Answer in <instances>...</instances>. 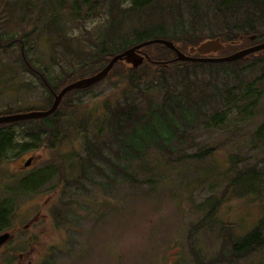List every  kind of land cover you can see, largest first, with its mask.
I'll list each match as a JSON object with an SVG mask.
<instances>
[{"label":"rangeland","instance_id":"374dc122","mask_svg":"<svg viewBox=\"0 0 264 264\" xmlns=\"http://www.w3.org/2000/svg\"><path fill=\"white\" fill-rule=\"evenodd\" d=\"M41 1L47 14L37 25L21 22L18 15L12 21L8 20L7 9L1 13L0 21L6 23L3 26L6 35L22 37L33 31L29 34L31 49L27 51L28 59L50 78L49 82L54 86L60 78L58 76H63L65 70L72 68L63 58L64 47L88 50L91 37H87L86 31L104 30L108 15L91 16L83 24L70 22L66 17L61 18V0ZM130 1L124 0V7L129 6ZM206 1L210 2V6L204 4ZM155 4L159 9L153 11V7H148L142 12L143 17H148L143 19V23L157 24L164 17L169 26L171 23L180 26L184 21L188 28L196 13L194 6L199 4L205 12L215 6L213 0H160ZM166 8H174V17L161 14ZM210 16V22L207 21L209 17H204V21L212 25L205 27V34H210V28L214 33L225 29L223 14L210 12ZM229 16L232 21L231 14ZM46 18L53 20L62 30L47 27ZM33 28H36L35 32ZM62 32L68 35V41L60 39ZM35 33H40L38 41ZM168 33L171 34V31ZM151 37L168 36L154 31ZM18 54V46L0 49V114L50 109L53 103L46 88L37 76L23 70ZM213 55L219 57V54ZM223 69V66L206 65L197 70L198 79L211 82L214 75L210 72ZM189 78L195 80L194 75ZM254 78L251 76L244 80L245 88ZM231 79L233 83L234 77ZM178 80L182 78L176 74L170 77L169 83L174 87ZM218 85L221 88L224 86L219 78ZM124 88L120 76L115 75L89 92L73 96L80 108L71 117L72 122L90 117V136L96 142L106 143L111 160L103 166L107 177L92 174L94 183H88L85 187L74 184L63 192L64 184L56 170L60 167L59 155L69 154L66 161L71 162V159L83 155L84 148L82 137L69 127L71 122L65 129L70 138H66L61 145L54 143L49 148L25 152L17 148L0 159V203L6 197L9 199L11 187L10 201L15 205L10 225L0 232L1 235L12 232L15 237L0 245V264H198L195 251L200 253L203 262L219 256L227 225L233 226L231 240L235 244L248 235L259 221L264 222L261 201L252 200L251 196L240 199L232 197L224 200L214 220L196 236L195 241L188 242L190 226L210 213L215 201L220 200L234 169L254 163L264 166V140L253 143L255 132L264 123V84L260 86L263 94L255 114L244 115L242 107L233 106L220 128L207 127L216 119L212 117L215 109L211 104H202V114L198 106L187 103L176 119L180 127L186 129V136L191 141L185 145L176 143L177 149L172 150V155L178 158L174 160L177 163L169 162L168 154L155 145L153 131L156 128L164 129L165 125L162 119L153 117L149 109L146 119L134 117L136 131H131L132 127H125L127 135H121L124 142L136 146L137 154L133 150L131 154L125 153L121 140L103 124L108 115L106 105L133 103L140 107L139 114H143L149 102H154V105L162 103L165 85L150 80L143 87L146 96L136 91L128 92ZM222 91H226V87ZM206 93L218 97L216 93ZM219 99L222 101V97L219 96ZM240 105L243 106V103ZM154 122L155 128L149 125ZM184 122L193 125L187 126ZM23 128H14L18 140H22L20 132ZM146 141L149 144L144 150L142 142ZM193 145L196 146L192 148ZM207 146L217 148L212 158L179 161L181 148L185 154H194L199 148ZM232 156L236 157V161L237 157L248 160L233 165ZM30 158L33 159L31 165L25 167ZM77 160L67 164L69 171L78 169ZM50 163L54 166L47 174L46 185L40 191L30 193L31 185L38 179L27 176ZM99 165L103 164L100 162ZM120 169H125L126 173L129 171L130 176ZM148 180L154 183H146ZM228 242L226 254L233 248L232 244L229 249ZM21 253H24L22 258ZM214 264H264V249L237 263L222 260Z\"/></svg>","mask_w":264,"mask_h":264},{"label":"trees","instance_id":"16d2710c","mask_svg":"<svg viewBox=\"0 0 264 264\" xmlns=\"http://www.w3.org/2000/svg\"><path fill=\"white\" fill-rule=\"evenodd\" d=\"M124 0H61L62 12L61 18L69 19L70 22H81L91 16H105L108 15L107 21L105 19V29L89 31L87 30V37H91V45L88 50H79L76 48L64 47L65 51L62 53L63 58L67 64H71L70 70H65L63 76H58V80L53 86L49 82V77L38 67L32 64L28 59L27 51L31 49L29 42L31 39L29 34H23L22 37L18 35H6L3 26L5 22L0 21V49H11L13 46H18L19 57L22 62V68L28 73L38 77L42 85L46 88L47 94L50 97L51 103L54 102V95L59 93L60 90L66 85L77 81L81 78L94 75L103 69L108 62L118 53L124 51L128 47L137 45L139 43L153 40V39H166L175 43V45L184 53L189 54L191 47L199 46L205 40L221 38L225 49L219 53V57L227 56L245 48L260 44L264 42V0H213L214 7L209 8V12H205L198 4L194 6L196 13L191 20V27L188 28L183 21L181 25L171 23L163 17L162 21L156 23H143L144 18L142 12L148 7H153V11L159 9L158 4L160 0H131L129 6L124 7ZM210 6V2L204 3ZM8 11V20H13L18 15L19 20L29 25H37L47 12L44 11V3L41 0H0V15L4 11ZM174 8H166V11L161 12L163 15H171L174 17ZM157 12V11H155ZM154 12V13H155ZM210 12L214 14H223L225 17V29L220 33H214L210 28V34H205L204 29L207 26H212L204 21V17H209L208 22L211 20ZM149 14V13H148ZM147 14V15H148ZM231 14L232 21L229 20ZM146 15V16H147ZM174 20V18H171ZM177 22V20H176ZM178 23V22H177ZM46 26L49 28H56L62 30L54 23L53 20L46 18ZM186 28V29H185ZM34 32L36 28H33ZM160 31V34L167 35L164 37H151V33ZM171 31V34L168 33ZM62 32L59 37L68 41V35ZM95 34V35H94ZM36 41L40 38V33H35ZM256 35V39L251 41L250 37ZM31 44V43H30ZM59 44V42L57 43ZM63 43H61L62 45ZM29 46V48H28ZM57 51V49H56ZM148 55V59L138 68H133L125 62H119L112 69L108 79L119 75L121 81L124 82L126 91H136V93L146 96L143 87L150 82L156 80L165 85L163 100L161 104L154 105V102H149L145 108L147 111L139 114L140 107L137 104L118 103L113 106L106 105L108 115L105 117L103 124L108 127L113 134L118 137L122 142L123 150L125 153L131 154L133 150L136 153V146L124 142L121 135H127L126 128H131V131H136V123L134 117L143 120L148 117V109L151 114L158 119L164 121V129L156 128L153 135L156 136L155 145L160 147L166 154H168L169 162L177 163L173 158V152L177 149L176 143L185 145L191 141L188 139L186 129L180 127L176 116L180 110L185 107L189 102L193 106H198L202 113V104H211L215 109L214 115L216 119L212 124H208V128H220L226 121L227 115L232 107H242L244 115L252 116L261 100L263 91L260 86L264 84V51L251 54L244 60H239L231 63H192L174 61L177 57L176 53L162 44H153L142 49ZM195 56H199L196 54ZM214 57V55H210ZM206 65L223 66L225 69L220 71H211L210 74L214 75L211 82H202L198 79L197 70ZM180 75L182 80L175 82L174 87L169 83L170 77ZM194 75L195 80L192 81L189 76ZM234 77L235 81L231 83ZM255 76L254 80L249 82L245 88L244 80ZM218 78L224 86L221 88L218 85ZM252 79V78H251ZM248 82V81H247ZM246 82V83H247ZM102 83V82H101ZM97 84L96 86L100 85ZM95 86V87H96ZM226 87V91L222 89ZM94 88V87H93ZM93 88L86 90H74L67 93L62 100L59 109L51 116L45 119L27 120L18 123H9L0 125V159L6 154L15 149H21L23 152L31 151L33 149L40 150L42 147L49 148L54 143L59 145L66 138H70L67 134L66 127L70 123L73 133L82 137L84 142L83 155L78 156L79 168L67 169V164L71 162L66 161L68 156L64 154L59 155L60 167L57 170V175L64 189H68L74 184H79L85 187L86 184L94 183L93 172L91 167L99 170L100 176L107 177L106 171L103 166L111 162L106 151V143L104 141L96 142L90 136L89 125L90 117L81 118L77 123L72 122L71 117L76 115L79 111V106L75 103L73 96L81 93H86ZM199 90V92H197ZM210 91L218 94L214 98L211 94L206 93ZM196 93V94H195ZM222 97V101L219 99ZM228 98L224 99V97ZM243 103V106L240 104ZM143 110V108L141 109ZM204 114V112L202 113ZM12 115L10 112L0 114V116ZM151 115V116H152ZM76 122V121H75ZM185 125H193L190 122H184ZM155 128L156 123L149 124ZM178 125V127L176 126ZM184 125V126H185ZM24 127L20 135L22 140L17 139L15 127ZM163 132L169 134L165 136ZM173 132V133H172ZM264 140V123L260 125L259 129L255 132L254 141ZM153 143V142H152ZM142 142V148L145 150L146 145ZM154 144V143H153ZM196 145H193L194 148ZM256 148L255 144L253 145ZM180 149L179 161H201L203 159H210L216 154L217 148L214 146L201 147L194 154H185ZM58 152V150L56 151ZM172 155V157H171ZM176 157V155H174ZM248 159H239L232 156L231 162L233 165L236 162H247ZM103 165L100 166L99 163ZM77 164V163H75ZM54 166L52 163L44 165L42 168L33 172L27 177L37 178L38 181L31 185L30 193L40 191L48 181V172ZM81 166V173H80ZM72 167V166H71ZM117 168V167H116ZM236 170V171H235ZM121 172L130 176L129 171L126 173L125 169H120ZM96 173V172H95ZM98 176L97 174H95ZM231 178L222 192L219 201H215L212 210L207 214L203 220L197 224H192L188 233V242L193 243L196 236L206 229L208 224L212 222L218 212L219 207L223 204L224 200L230 198L240 199L246 196H251L252 200L261 201L264 206V166L259 163H254L243 167L242 169H234ZM229 177V176H228ZM146 183H154V181H145ZM102 184V183H101ZM104 187L106 184H103ZM11 188V187H10ZM9 188V199L7 197L0 203V232L10 225L12 221L14 203L10 201L11 189ZM27 190V189H25ZM8 191V189H6ZM3 192H5L3 190ZM237 194V195H235ZM231 195V196H228ZM228 196V197H227ZM58 220L59 218L56 217ZM260 224V225H259ZM232 225H227L223 231L224 239L220 254L217 258L211 261H202L197 251L195 257L198 264H214L222 260L229 262H239L241 259L258 253L264 249V222L259 221L256 227L245 237L241 238L235 244L231 240ZM229 240V242H228ZM228 242L229 254H226V244ZM206 262V263H205Z\"/></svg>","mask_w":264,"mask_h":264},{"label":"water","instance_id":"95a60500","mask_svg":"<svg viewBox=\"0 0 264 264\" xmlns=\"http://www.w3.org/2000/svg\"><path fill=\"white\" fill-rule=\"evenodd\" d=\"M256 35L250 37L251 41L256 39ZM153 44H162L174 51L177 57L174 61H181V62H192V63H231L236 62L239 60H244L247 56L264 51V42L251 46L249 48L242 49L235 53H232L227 56L223 57H210V55H217L221 51L225 49V45L223 44L221 38H214L205 40L199 46L191 47L189 50V54L184 53L181 51L174 42L166 40V39H153L148 40L137 45L128 47L124 51L116 54L108 64L89 77L81 78L77 81H74L65 87H63L59 93L54 95V102L50 109L46 111H32L28 113H21V114H12V115H5L0 116V125L2 124H9V123H18L27 120H37V119H45L51 115H53L60 107L62 100L64 99L65 95L70 91L74 90H86L93 88L97 84L101 83L110 75L112 69L115 65L119 62H125L128 65H131L133 68L140 67L146 59H148V55H146L142 49L153 45ZM198 54L199 56H195ZM32 158L28 159L25 164V167H28L32 163ZM9 234L5 233L4 235L0 236V245L8 240Z\"/></svg>","mask_w":264,"mask_h":264},{"label":"flooded vegetation","instance_id":"af4514ba","mask_svg":"<svg viewBox=\"0 0 264 264\" xmlns=\"http://www.w3.org/2000/svg\"><path fill=\"white\" fill-rule=\"evenodd\" d=\"M25 164H26V163H25ZM78 168H79V167H78ZM91 170H92L93 174H97L98 176H100V172H99V170H95L94 167H91ZM81 171H82V169H81V167H80V173H81ZM95 172H96V173H95ZM22 231H23V230H22ZM1 233H2V232H1ZM8 234H9V237H8L9 241H8V240H7V241L10 242V241H12V240L14 239L15 234L12 233V232H8ZM2 235H4V233H3ZM0 236H1V234H0ZM8 242H7V243H8ZM7 243L3 245V248L7 245ZM23 255H24V253H21V254H20V257L22 258ZM28 264H31V262H29Z\"/></svg>","mask_w":264,"mask_h":264}]
</instances>
